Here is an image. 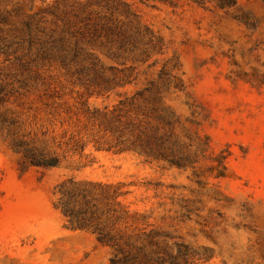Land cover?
Returning a JSON list of instances; mask_svg holds the SVG:
<instances>
[{
	"label": "rangeland",
	"instance_id": "rangeland-1",
	"mask_svg": "<svg viewBox=\"0 0 264 264\" xmlns=\"http://www.w3.org/2000/svg\"><path fill=\"white\" fill-rule=\"evenodd\" d=\"M117 3L137 23L101 40L130 45L96 49V71L68 72L64 50L85 17L126 21ZM2 47L18 51L0 53V74L35 60L30 85L48 96L16 81L0 108V264L109 263L58 208L69 182L112 186L119 205L103 208L175 237L192 264H264V0H0ZM27 153L58 164L28 166Z\"/></svg>",
	"mask_w": 264,
	"mask_h": 264
},
{
	"label": "trees",
	"instance_id": "trees-1",
	"mask_svg": "<svg viewBox=\"0 0 264 264\" xmlns=\"http://www.w3.org/2000/svg\"><path fill=\"white\" fill-rule=\"evenodd\" d=\"M199 5L208 0H192ZM220 9H232L236 6V0H214ZM121 6L126 21L117 22L114 26L102 25L100 18L92 19L85 17V33L79 38H74V43L68 42V47L64 50L66 57L72 54V59L65 64L68 72L87 73L100 69V61L95 56L96 49H106L115 56H120L123 48H127L130 43L106 44L101 40L102 34L106 33L113 37H130L131 30L129 24L134 20L137 23V17L132 13L128 4L117 3ZM107 42V41H106ZM18 49L10 47L0 48V53L4 55L14 54ZM69 54V56H68ZM81 58L83 61H78ZM91 61L94 65L86 67L82 65L85 61ZM9 75L0 74V108L8 102V99L17 95L14 89V83L28 90L25 93L31 94V90L36 93L48 96V90H40L37 86H31L33 81H38V74L33 72V63L35 60L23 63L22 57H16L7 61ZM30 85V86H29ZM80 110L87 115H91L88 108L87 95L76 93ZM66 94L63 91H57V98L62 100ZM52 96L47 97L51 99ZM93 116V115H91ZM28 166L40 168H52L57 166L58 162L54 157L48 158L46 155L26 154ZM112 186H103L100 184L83 183L76 184L69 182L59 187L58 208L61 210L69 227L72 230L91 231L97 241L108 247L110 258L108 264H192L194 252L189 247L168 234L158 231L146 232L141 230L133 217H123L122 212L112 214L107 207L109 204L118 206L115 202L122 195L111 193ZM108 202L109 204L103 203ZM111 213V214H110ZM113 215V217H109ZM107 216V217H105Z\"/></svg>",
	"mask_w": 264,
	"mask_h": 264
}]
</instances>
